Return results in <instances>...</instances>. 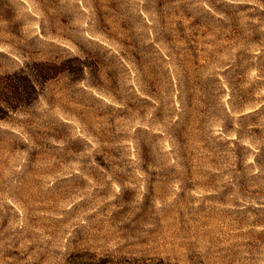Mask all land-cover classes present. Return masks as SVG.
<instances>
[{
  "label": "rangeland",
  "instance_id": "obj_1",
  "mask_svg": "<svg viewBox=\"0 0 264 264\" xmlns=\"http://www.w3.org/2000/svg\"><path fill=\"white\" fill-rule=\"evenodd\" d=\"M35 61L0 264H264V0H0V80Z\"/></svg>",
  "mask_w": 264,
  "mask_h": 264
},
{
  "label": "trees",
  "instance_id": "obj_2",
  "mask_svg": "<svg viewBox=\"0 0 264 264\" xmlns=\"http://www.w3.org/2000/svg\"><path fill=\"white\" fill-rule=\"evenodd\" d=\"M35 63L41 66V68L37 69L36 71H26V69L21 67L19 70H16L14 73H12V75H14L13 78H9L5 81L0 80V84L4 85L2 91H0V118L4 117V115H2L3 111L10 107V105H8V103H10L9 100L12 98V95L17 92V89L20 85L27 82L34 93L37 94L38 82L46 81L56 72L46 67L51 64L48 61H35ZM1 77L4 76H0V78Z\"/></svg>",
  "mask_w": 264,
  "mask_h": 264
}]
</instances>
